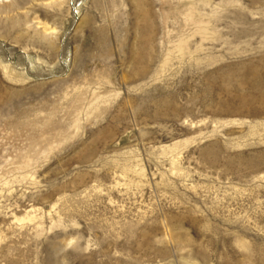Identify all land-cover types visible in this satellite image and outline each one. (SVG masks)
Instances as JSON below:
<instances>
[{
    "label": "rangeland",
    "instance_id": "1",
    "mask_svg": "<svg viewBox=\"0 0 264 264\" xmlns=\"http://www.w3.org/2000/svg\"><path fill=\"white\" fill-rule=\"evenodd\" d=\"M0 264H264V0H0Z\"/></svg>",
    "mask_w": 264,
    "mask_h": 264
}]
</instances>
